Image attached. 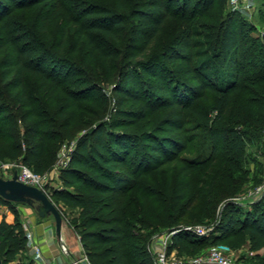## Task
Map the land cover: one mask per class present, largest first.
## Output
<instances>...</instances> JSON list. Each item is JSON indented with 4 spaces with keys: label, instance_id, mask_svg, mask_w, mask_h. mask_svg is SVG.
<instances>
[{
    "label": "trees",
    "instance_id": "16d2710c",
    "mask_svg": "<svg viewBox=\"0 0 264 264\" xmlns=\"http://www.w3.org/2000/svg\"><path fill=\"white\" fill-rule=\"evenodd\" d=\"M62 1V8L68 11L63 31L65 37L70 33L75 39L74 51L86 45L105 62V70L94 77L96 82L111 83L117 73L123 76L126 71L145 69L160 60L173 66L179 59L183 61L172 72L187 80L183 87L171 90L172 99L165 107L181 106L198 118L197 130L205 134L190 133L182 123H176L174 131L184 135L155 137L146 145L142 157L133 155L129 161L130 152L126 148L118 152L112 140L104 137L103 126L92 129L88 136L96 143L88 145V136L81 137L71 165L62 173L67 189L56 194L74 215L71 224L91 264H154L151 247L156 235L176 230L184 220L187 224L215 221L219 202L243 190L241 181L247 174L241 162L246 138L264 137V41L249 36L254 25L244 20L236 30L222 23L188 26L204 18L216 0H203L206 7L202 11L196 7L191 12L187 4L183 14L171 9V0H143L141 6L149 11L141 13L142 24L135 28L128 44L122 36L124 18L108 20L106 10L75 14L67 1ZM41 3L52 5L48 0H0V30L4 37L0 52L10 49L14 56L3 67L6 70L0 78L5 85L0 86V110L14 108V98L22 103L20 108L27 110L23 116L15 112L12 117L0 119V158L21 160L35 173L45 175L57 161L61 142L88 126L78 123L84 112L81 104L99 100L83 94L84 86H97L84 69L86 79H72L58 64L47 66L49 57L29 44L28 37L19 33L21 29L13 26L12 17L8 18ZM170 19L187 23L188 43H182L179 37L163 46L165 24ZM125 45L124 51H119ZM107 48L114 49L121 58L117 72L113 54ZM222 58L227 60L225 66L220 63ZM28 79H38L43 87L37 91ZM132 85L135 88L136 83ZM115 88L118 90L119 84ZM137 92L134 97L139 100ZM207 92L212 96L208 97ZM204 98L212 103L199 105ZM108 105L101 102L102 116L108 113ZM22 119L23 126L10 127ZM196 139L203 142V149L194 156L199 147ZM182 152H188L190 157H182ZM117 163L134 179L125 183L123 175L113 171ZM238 223L239 227H235ZM221 225L219 230L228 235L236 233L242 241L254 243L256 249L264 248V209L257 215L248 212L243 221L231 218ZM27 243L19 219L13 224L1 222L0 264L21 256ZM202 244L189 233H180L170 252L195 250ZM252 264H264V255L257 256Z\"/></svg>",
    "mask_w": 264,
    "mask_h": 264
},
{
    "label": "rangeland",
    "instance_id": "374dc122",
    "mask_svg": "<svg viewBox=\"0 0 264 264\" xmlns=\"http://www.w3.org/2000/svg\"><path fill=\"white\" fill-rule=\"evenodd\" d=\"M48 1L52 3L51 6H45L41 3L38 6H32L26 10H19L14 16H9L8 18L12 17L13 26H15L17 30L21 29L19 33L28 37L27 41L29 44L32 43L35 47H39L40 52L49 57L47 66L50 64L52 65V63L58 64L60 67H63L65 76H72V79H78L79 77L86 79V75L82 73V69H84L89 77L93 79L92 81L96 82L97 80H94V77H97L105 70V62L97 59V55H93L91 47H87L86 45H82L78 51H74L75 39L71 38L72 35L70 33L65 37L66 32L63 31L67 24L66 13L68 12L66 9L62 8V5H64L63 1ZM66 1V5L75 14H82V11L86 13L88 11L102 12L106 10L110 17L108 20H115L117 17L124 18L122 36L126 44L130 43L129 39L134 33L135 28L140 27L142 24L141 21H143L144 18L141 13L149 11V8L141 6L143 0ZM171 1H173L171 9L181 14L184 13L187 4H190L188 10L191 12L196 9V7H198V11H202L206 7L203 0H190V3H188L189 0ZM244 5L246 8L238 10L232 7L230 0H216L215 6L205 11L204 18L193 20L188 26L199 27L200 25L207 26L222 23L231 30H236L240 27L241 21L244 20L248 25H254V30L249 31V36L264 41V17L262 14V12L264 13V0H245ZM228 16L230 17L228 18ZM165 26L167 28V34L162 36L164 41L163 46L172 44L173 40L179 37L182 43H188L189 38H186L187 23L181 22L179 19H170L166 22ZM62 35L64 38H62ZM3 39L4 37L0 30V43L3 42ZM64 43L66 45L62 48L61 45ZM125 47L126 45L122 48L119 47V51H124ZM115 48L117 50V46H115ZM107 49L110 51L109 53L113 54L112 60L116 65H114L116 69L117 64L121 62V58L117 56V52H113L114 49ZM231 50H233V46H231ZM10 51V49H7L0 52L1 79H3L6 70H4L3 67H6L14 59ZM181 51L183 52V49H181ZM186 53L187 52H184V54ZM58 57L62 60L55 62V59ZM226 62L227 60L223 58L220 61L222 66H225L224 64ZM182 65L183 61L181 59L178 60L176 66L160 60L147 66L145 69L135 68L132 72L126 71L123 76H121V73H117V78L111 83L106 81L101 82L100 80L96 83L93 82L97 85L95 87L96 89H93L94 84L92 83L88 84L87 88L84 86L85 90L83 94L89 97H95V99L99 101H88L81 104L84 112L79 115L78 123L82 122L88 124V126L81 128L73 138L61 142L60 149L62 146L72 143H77L78 147L81 137L85 138L92 129H97L102 126L104 127V137L109 142L112 140L118 152L124 151L125 148L130 152L128 157L129 161H131L133 155H137L138 158L142 157L143 153H146V145H148L151 139H156L155 137H176L184 135L182 131H174L176 123H182L185 127L184 130H190V133L204 135V130H197L199 123L198 118L193 117L188 111L183 110L181 106L165 107L172 99L169 95V93L173 91L172 89L183 87L182 84L187 80V78L179 77L177 73L175 75L174 72H172L176 71L177 67ZM115 71L117 72V69ZM29 81L36 87L37 91L43 87V84L40 83L38 79ZM132 82L136 83L135 88ZM118 84L119 88L115 90ZM0 86L5 87L2 81H0ZM137 91H139L141 95L139 100L134 97L135 94L138 93ZM206 95L208 97L212 96L210 92H207ZM13 100L15 104L14 108L0 110L1 120H4L6 117H12V114L15 112H18L21 116L26 113V109L20 108L22 103H19L15 98ZM101 102H107V105L109 104V110L106 116H102L100 113ZM211 103L212 102H209L207 98L198 101L199 105L207 106ZM158 105L161 106L157 111H154V108ZM23 121V119L18 120L17 125L11 123L10 127L18 129V125H24L22 124ZM196 141L199 147L196 148V152L193 154L194 156L203 149V142L200 141V139H196ZM118 142L120 144H118ZM93 143H96V139L88 136L87 144L90 145ZM121 144L124 146H121ZM242 154L241 167L243 172L247 174V178H243L246 180L241 181L244 183L243 190L236 196L219 202L216 210V222L187 224V220H184L177 228L181 231L180 233H189L191 238L200 240L203 244L195 250H174L171 255L173 259L189 261L205 256L210 251L218 249L235 257V259L244 264H252V261H256L257 256L264 255L263 247L256 249L254 243L248 240L242 241L236 233L232 232L228 235L227 232L219 230V227L222 226L221 224L228 223L231 218L243 221L248 212L257 215L264 209V137L261 140L246 138V147ZM181 156L190 157V154L188 152H182ZM22 165L24 164L21 160L0 158V178L5 180L17 178ZM52 170L53 168L47 173L48 180L47 186L44 189L45 194L59 211L62 221H64V223L74 231L75 235L79 237L71 224L74 215H72L71 210L65 206L63 200H60L56 196L57 193H62L67 189L62 180V174L60 178H58L56 174L52 175ZM113 171L117 174H122L125 178V183L134 179V176L127 175V170L122 168L119 163L116 164ZM238 175L242 177V173H238ZM159 176H161V174ZM20 197L23 199L19 201L0 197V201L4 203L0 205V223L4 221L7 222L9 216L8 210H11L14 216V222L16 219L22 222L23 215L19 210L20 207L30 208L31 204L35 205L36 207L33 212L37 214V216L40 210L41 212L44 211V204L38 198L24 194H21ZM46 216L55 217L50 211L45 212L43 217ZM239 223L235 227H239ZM186 228L190 230L186 231ZM198 228L205 229V233L202 236L196 235L193 232L198 230ZM164 234L166 233L156 235L154 239ZM151 254L154 259V264H160L152 247ZM7 264L34 263L26 247L21 256L16 257L14 261Z\"/></svg>",
    "mask_w": 264,
    "mask_h": 264
},
{
    "label": "crops",
    "instance_id": "0c3cea01",
    "mask_svg": "<svg viewBox=\"0 0 264 264\" xmlns=\"http://www.w3.org/2000/svg\"><path fill=\"white\" fill-rule=\"evenodd\" d=\"M35 207L31 204L30 208H19L23 215L21 223L28 239L27 252L33 263L38 264L44 259L57 264H88L85 250L74 231L64 221L59 228L56 218L43 217L41 210L37 216L33 212ZM8 213L7 222L12 224L14 216L11 210ZM35 247L40 248V256L36 254Z\"/></svg>",
    "mask_w": 264,
    "mask_h": 264
},
{
    "label": "built area",
    "instance_id": "2783aa9c",
    "mask_svg": "<svg viewBox=\"0 0 264 264\" xmlns=\"http://www.w3.org/2000/svg\"><path fill=\"white\" fill-rule=\"evenodd\" d=\"M233 8L243 9L246 8L244 5L245 0H230ZM77 150V143H72L70 145H64L59 151L57 161L53 167L52 175L56 174L58 178L63 173L65 169H67L74 158L75 152ZM40 175L32 171L29 167L22 165L20 167V173L17 176V180L25 185L36 187L42 190L45 193V188L47 186V176ZM190 230L186 228V231ZM180 230L176 229L162 236H158L153 240L152 249L156 254L157 260L160 264H244L243 262L235 259V257L221 251L218 249L210 251L205 256L192 259L189 261H183L181 259H173L171 257L172 252H170V248L175 243V238L180 234ZM196 235L202 236L205 233V229L198 228V230L193 231ZM36 254L40 256L41 250L39 247H35ZM85 260L88 264H91L87 257ZM38 264H57L53 261L49 260H40Z\"/></svg>",
    "mask_w": 264,
    "mask_h": 264
},
{
    "label": "water",
    "instance_id": "95a60500",
    "mask_svg": "<svg viewBox=\"0 0 264 264\" xmlns=\"http://www.w3.org/2000/svg\"><path fill=\"white\" fill-rule=\"evenodd\" d=\"M21 194L31 195L41 200L44 204V211H42L41 215L44 216L45 212L48 211L52 212L60 228L62 218L59 214V211L42 190L36 187L25 185L19 182L17 178L12 180H5L0 178V197L5 199H16L19 201L23 199L20 197Z\"/></svg>",
    "mask_w": 264,
    "mask_h": 264
}]
</instances>
